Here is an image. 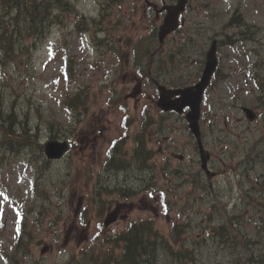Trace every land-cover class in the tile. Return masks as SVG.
<instances>
[{"label":"rangeland","instance_id":"rangeland-1","mask_svg":"<svg viewBox=\"0 0 264 264\" xmlns=\"http://www.w3.org/2000/svg\"><path fill=\"white\" fill-rule=\"evenodd\" d=\"M70 1H73L75 7H78L79 10L77 9L76 13L83 12L84 14L97 15L98 5L95 0ZM260 1L263 0H241V2L232 0L227 2L224 0H191L189 17L192 21H195L194 25L196 28H198L200 22H204L208 29L201 32L206 39L204 42L197 41V50L200 45L207 43L209 35L218 32L216 24L221 27L223 24V21L217 18H207L206 15L217 17L218 14L222 16L225 14L227 16V13L234 10L235 6H241V10L245 12V15L252 14V8L258 7ZM133 6L134 0H120L112 5L106 21L108 22V29L115 37L126 34L131 39H138V41L142 37H147L146 32L148 30H132L128 28L129 17L136 19L140 17L139 11L137 14L133 13ZM76 13L63 14L64 21L61 28L52 24L48 31L45 25L42 26L40 24L41 26L37 25L30 30L29 32L35 36L44 33L46 35L38 42L31 59L28 58L27 54H19L15 62L5 68L4 76L6 79H0V91L7 97L6 101H13L12 99L17 97L15 105L18 113L21 114V119L23 117L22 112L26 111L28 113L30 109L28 119L33 126L36 123L40 125L38 133L41 142H45L50 134H54L45 127V121H54L64 126L71 119V114L63 103L67 94H71L79 85L87 86L90 93L96 92V86H105L102 80L107 75V70H109L107 61L104 60L96 65L97 55L93 54V49L96 48L92 41L93 30L90 29L87 35L78 33L72 27V23L77 17ZM253 15L254 19L258 23L260 21L264 26V13L260 14V12L254 11ZM123 16L126 29H115V27L109 26L111 21L121 19ZM226 30H228V35H231L233 30ZM171 45V42L163 45L162 57L169 54L168 49ZM248 45L253 49L262 50L256 43L248 42ZM187 49H189L191 54L189 59L179 65L174 72L167 73L166 76L178 80L181 71L185 77L188 74L193 77L196 76L199 63L191 59L193 53L197 54L196 52L198 51ZM221 52L223 55L221 72L225 74L227 69L234 70L237 61L229 59L231 51L227 45L221 46ZM17 53L18 51L15 50L14 56ZM65 56H69L74 60L73 80L70 82L64 73L65 64L63 60ZM233 57H238V55ZM28 59L29 64L27 62ZM238 60H241L240 65L250 66L253 56L249 54L248 59L245 55H242V58ZM222 74L210 85V93L202 111L204 128L207 126L209 119L212 121V117L216 114L214 137L219 136L223 140L220 144L217 143L215 148V152H220L219 156L222 159L220 160L221 168L225 166L224 161H226V164L229 162L228 151H235L237 156L243 155L246 151L245 157L247 159L251 157L253 148L251 145L256 144L254 152L264 156V127L260 128L259 123H256L253 124L254 127L251 125L248 128V120L242 116L238 109V105L243 103V101L256 105L258 96L264 101V88L261 93L259 88L251 90L246 96V100H236V98H232L234 87L239 88L241 86L240 82L243 81V75H234V86L232 83H225L224 80H221L223 78ZM163 77L164 75H161L162 79ZM120 85L118 83L117 87L120 88ZM229 89L232 91L230 92ZM153 91L152 87V93ZM36 104H40V106ZM90 108L95 110L93 112H96L97 115L105 113V116L111 119V123L112 120L120 123L121 117L127 114V108L116 111L109 110L105 103V93L99 94L96 102L90 104ZM152 109L154 110V107ZM171 115H167L166 122L169 125L170 122L172 123V131L165 129L158 134V130L152 128V136L156 134V142H154L156 155L152 160V175L156 177L157 181V186L152 191V212L148 210L151 205L144 201L150 199L147 197L146 199L140 198L143 197L141 193H138L134 198L127 199L118 198L115 194H105L103 197L108 203L117 200L124 202L122 209L118 212L124 218L109 226H103L102 224L105 213L99 219L102 226L98 225L97 222L99 220L93 216L91 211L94 205L93 197L82 194L86 191L93 192L94 187L99 188V186L95 185L99 179L96 172L101 171L100 167L102 165L99 161H91L86 149L76 146L61 160L44 166L43 160H41L43 153L41 154V151L37 150L35 144L15 155L5 153L0 147V264H11V261L8 263L6 260V253L12 252L19 233L20 206H22L23 210H26L25 213L29 207H34V210L26 220L27 228L32 232L33 238L29 243L30 252L24 256L21 254L19 256L15 252L18 258L13 264H66L68 258L73 254L75 255L74 260H76V263L79 261L81 264H87L89 259L82 257L79 253L80 248H87L93 242L97 245L101 243L106 235L122 230L130 220H143L147 217L152 218L154 226L164 236L168 234L170 224L173 221L185 224V226L182 224L183 233L178 230L173 236V239H178L182 233L183 246L180 244V247L187 254H184V258L181 261L185 262V264H250V262L244 260L249 255L245 252V242L242 238L247 233H254L255 224L249 218L250 210L248 208L242 209L240 206H235L234 208L223 209L221 202L227 200L231 195L229 190L226 191L223 188L227 181V175H221L222 188L220 191L224 197L220 198V203L217 204L220 213L214 214V217H210L208 220L202 212L211 211L210 203H212L213 197L204 196L199 201L189 199L198 191L196 186L201 180H195L187 188H176L171 191H168L165 184H163L165 183L164 177H169L174 169L182 167L181 163L172 154L169 157V162L163 163V160L171 151L181 154V144L185 141V139H181V133L177 128V125L181 124L180 117L175 114ZM81 119L85 120V115ZM238 119L240 120L238 121ZM14 123L13 121L12 124ZM85 123L83 121L76 131L80 132V136L83 138L86 137L87 128ZM15 126L18 127V124ZM97 127L100 129L101 125ZM186 136H188L187 133L185 134ZM106 137L105 133L101 134L100 132V139ZM207 140L209 142L213 141L212 137H208ZM163 143L169 147L159 148V145H164ZM34 158L39 159L40 163H35L33 161ZM257 161L261 164L264 171V159L261 158ZM39 166L40 173L38 171ZM89 167L93 174L89 173L91 172ZM133 171H126L127 178L131 177L128 183L138 187L140 180H133L132 178L138 176L139 173ZM252 173L253 175L250 177L252 184L255 186H253V191L250 195L241 198L240 205H246L251 196L252 198H261L260 206L264 208V187L256 182V180L261 181L256 171ZM100 178L102 179L101 175ZM118 178L121 177H117L116 181ZM234 178L235 175L231 173V181ZM86 179L89 181L88 185L84 184ZM34 182L41 190L46 192L48 198L45 196V198L39 197L35 194ZM121 182L123 183L122 180ZM237 186L238 189L234 187L232 190L233 195L235 191H239L243 195L242 190L244 187L249 186V181L242 176V181L238 182ZM86 208L89 209L85 212V216L82 215L84 224H86L83 225L80 224L78 216ZM262 222L260 227L264 231ZM217 225H220L221 230L215 236L212 228ZM93 236L94 238H92ZM227 239L233 244L228 243ZM255 244H253L252 253L256 249L258 255H261L262 245L259 243ZM176 245L178 246V244ZM176 245L174 247H177ZM44 247L45 252L40 253V250ZM105 248L106 246L98 250L104 252ZM231 254L233 256H230ZM223 256L227 258L224 259L222 258ZM163 261L166 262L165 264H174L168 257L163 258Z\"/></svg>","mask_w":264,"mask_h":264},{"label":"trees","instance_id":"trees-1","mask_svg":"<svg viewBox=\"0 0 264 264\" xmlns=\"http://www.w3.org/2000/svg\"><path fill=\"white\" fill-rule=\"evenodd\" d=\"M47 8V6L42 8L37 7L34 12L29 11V14L32 15V17L30 19V27L27 31V34L33 35L29 31L34 29L38 24L43 26V13L47 11ZM38 37L39 35H37L36 38ZM33 44L34 41L31 43V45ZM15 50L16 46L14 45V39L11 36H6L5 34L0 33V62L4 63L6 60H13L15 57ZM76 98L77 96L71 100V105H75ZM1 116L2 113H0V120L3 122L5 119H1ZM12 117L15 118V114L13 112L6 117L8 128H11L12 122L14 121ZM27 130V127L21 126L18 134H15V132L12 133V148L14 146V149H17L18 145L29 142ZM7 134L8 132L5 130L3 132L4 139H6ZM27 145H29V143H27ZM150 235V229H142L139 224H133L126 235L116 236L114 238L115 245H117L119 240H123L124 254L121 255L120 261L125 262V264H151L156 258L155 247L157 246L154 245L155 242H152ZM181 263L182 262H180V264Z\"/></svg>","mask_w":264,"mask_h":264},{"label":"bare ground","instance_id":"bare-ground-1","mask_svg":"<svg viewBox=\"0 0 264 264\" xmlns=\"http://www.w3.org/2000/svg\"><path fill=\"white\" fill-rule=\"evenodd\" d=\"M39 26H41L40 24H38ZM33 155V154H32ZM197 180H201V182L200 183H198L197 184V186H196V188L199 190V189H201V188H203V187H205L206 185H207V182H208V180H207V178L206 177H200V178H198ZM263 222V224H264V219L262 220ZM227 241H228V243H231V244H233V242H230L228 239H227ZM254 245H256V244H254ZM232 246V245H231ZM262 254H263V250H262ZM262 254L261 255H258V251L255 249L254 251H253V260H252V264H264V261H263V259H262ZM257 255V256H256ZM181 264H183V262L181 263Z\"/></svg>","mask_w":264,"mask_h":264}]
</instances>
